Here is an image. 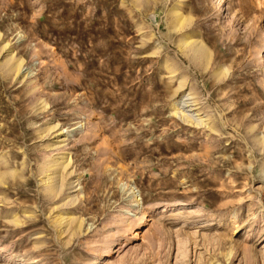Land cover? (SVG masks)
Segmentation results:
<instances>
[{
	"label": "rangeland",
	"instance_id": "1",
	"mask_svg": "<svg viewBox=\"0 0 264 264\" xmlns=\"http://www.w3.org/2000/svg\"><path fill=\"white\" fill-rule=\"evenodd\" d=\"M0 264H264V0H0Z\"/></svg>",
	"mask_w": 264,
	"mask_h": 264
},
{
	"label": "bare ground",
	"instance_id": "2",
	"mask_svg": "<svg viewBox=\"0 0 264 264\" xmlns=\"http://www.w3.org/2000/svg\"><path fill=\"white\" fill-rule=\"evenodd\" d=\"M180 18V17H179ZM181 19V18H180ZM179 22V21H178ZM182 22V21H181ZM7 47V45L6 46H4V49ZM185 47H191V49L193 50V52L195 53V54H197V55H199V56H202V57H204V56H206V50L202 47V46H200V45H195V43L194 42H188L186 39L182 42V48H184V49H186ZM22 67H23V63L22 62H17V63H15V64H13V65H11V68H10V70L13 72H17V74H19L20 72H21V70H22ZM183 90V89H182ZM174 111H175V113L178 115H180L181 116V118L185 121V122H188V123H193L194 124V122L192 121V119H191V117L190 116H188V115H185V114H183V113H179V111H178V109L175 107L174 108ZM201 122V121H200ZM57 127L58 126H55V127H53V129H57ZM56 132H59V134L58 135H60V134H64V131L63 130H61V129H58V130H56ZM60 142V141H59ZM67 160H65L64 162H62V163H60L59 165L62 167H67L68 165H69V163H67ZM54 179L55 178H49V180H50V185H51V190H52V192L53 193H56V194H58V192H60L61 191V186H60V184L58 185V184H56L55 186H54V184H53V182H54ZM48 180V181H49ZM53 184V185H52ZM62 185V184H61ZM71 185H73V183L71 184ZM72 188H75V187H72ZM62 192V191H61ZM139 200V199H138ZM68 219V218H67ZM70 219V218H69ZM60 221L63 223L64 221H65V218H63V217H61V219H60ZM59 221V222H60ZM79 227H80V225H79ZM82 228V227H81ZM77 231V230H76ZM75 232V231H74Z\"/></svg>",
	"mask_w": 264,
	"mask_h": 264
}]
</instances>
